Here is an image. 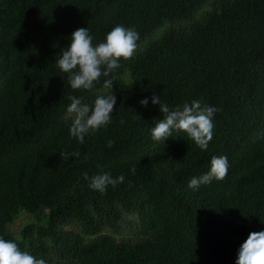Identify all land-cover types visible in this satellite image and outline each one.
<instances>
[{
  "label": "trees",
  "instance_id": "trees-1",
  "mask_svg": "<svg viewBox=\"0 0 264 264\" xmlns=\"http://www.w3.org/2000/svg\"><path fill=\"white\" fill-rule=\"evenodd\" d=\"M117 25L139 33L136 52L92 89H72L56 65L71 34L88 28L96 45ZM153 92L170 110L217 109L206 150L176 130L152 140L163 119ZM102 94L116 96L111 122L81 144L69 97ZM213 156L227 157V176L188 188ZM85 173L125 179L101 193ZM23 214L34 220L16 234ZM259 231L264 0H0V238L45 264H235Z\"/></svg>",
  "mask_w": 264,
  "mask_h": 264
},
{
  "label": "clouds",
  "instance_id": "clouds-1",
  "mask_svg": "<svg viewBox=\"0 0 264 264\" xmlns=\"http://www.w3.org/2000/svg\"><path fill=\"white\" fill-rule=\"evenodd\" d=\"M139 33L132 28L117 25L107 33L103 42L93 45V37L88 28H79L70 36V43L61 49L56 65L61 72L68 74L67 83L74 90H90L102 76L107 78L117 68L119 61L130 59L137 50ZM104 88H112L111 79L104 80ZM71 104L67 108L71 118L69 128L70 136L81 144L89 132H94L111 122V114L115 110L116 96L114 94L97 95L94 102L89 105L80 99L69 97ZM152 104L159 105L163 119L155 121L151 127V138L154 141H165L172 136L173 130L184 132L201 150H206L213 138V116L217 111L211 106L201 107L199 101L191 105L185 103L183 107L170 110L167 104L161 103L159 94L153 92ZM142 107L148 105V99L139 101ZM123 123V121H121ZM78 152H62L60 158L67 160L69 156L78 157ZM228 160L226 156H213L209 170L194 176L188 181V188L198 189L201 185L211 183L213 180L221 181L228 173ZM135 173V168L131 169ZM84 178L89 180L92 190L103 193L107 186L115 187L123 183V175L112 178L110 174H97ZM0 264H45L26 251H21L12 241L0 238ZM235 264H264V231L251 232L240 246Z\"/></svg>",
  "mask_w": 264,
  "mask_h": 264
},
{
  "label": "rangeland",
  "instance_id": "rangeland-1",
  "mask_svg": "<svg viewBox=\"0 0 264 264\" xmlns=\"http://www.w3.org/2000/svg\"><path fill=\"white\" fill-rule=\"evenodd\" d=\"M34 219L28 216L27 214H23L10 228L11 230L18 234L26 224L32 222ZM136 221V216L135 215H127L121 224L123 231L126 233L128 230L129 226L131 224H134Z\"/></svg>",
  "mask_w": 264,
  "mask_h": 264
}]
</instances>
